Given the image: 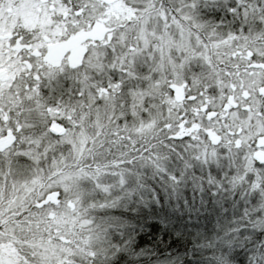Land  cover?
I'll use <instances>...</instances> for the list:
<instances>
[{"label": "snow or ice", "instance_id": "obj_1", "mask_svg": "<svg viewBox=\"0 0 264 264\" xmlns=\"http://www.w3.org/2000/svg\"><path fill=\"white\" fill-rule=\"evenodd\" d=\"M215 3L0 0V66L13 73L0 85V183L38 177L44 183L29 206L36 210L54 207L46 199L53 193L57 201L66 195L53 183L58 177L78 180L87 197L110 194L107 177L123 188L139 167L175 185L194 164H215L220 173L208 175L214 192L258 197L259 210L242 213L225 243L243 241L254 216H264V0H233L231 24L201 17ZM97 25L102 35H83ZM78 33L82 50L63 46ZM89 129L80 150L81 130ZM173 156L183 172L168 171ZM98 206L87 200L76 235L53 237L65 250L52 264H97L103 249L89 210ZM28 212L0 202V240L21 230ZM122 259L116 253L109 264Z\"/></svg>", "mask_w": 264, "mask_h": 264}, {"label": "trees", "instance_id": "obj_2", "mask_svg": "<svg viewBox=\"0 0 264 264\" xmlns=\"http://www.w3.org/2000/svg\"><path fill=\"white\" fill-rule=\"evenodd\" d=\"M231 3L233 0H216L213 7L202 8L200 15L205 21L231 24L232 16L226 12ZM0 71L3 85L13 73L6 66H0ZM81 132L84 139L91 135V129ZM165 166L170 172H183L174 156L165 161ZM209 172L217 176L220 169L194 164L178 184L172 185L152 168L143 166L127 175L123 188L112 187L106 196L98 191L89 193L88 201L103 205L89 210L99 226V237H106L97 264H109L116 253L123 256L121 264H248L249 260L255 264L264 256V228L259 226L264 216H254L253 224L246 226L243 241L238 236L231 244L225 240L237 227L242 213L259 210L258 197H241L228 190L214 192L208 184ZM2 195L0 188V202ZM37 195L33 191L24 202L29 209L26 215L31 213L29 206ZM83 202L86 207L87 201ZM84 211L67 216L62 224L75 233L73 226L78 225ZM33 224L30 230L23 228L10 239L0 240L10 247L8 258L13 264L21 259L29 260V264H52V258L59 255L57 250H65L54 236ZM6 256L0 250V258Z\"/></svg>", "mask_w": 264, "mask_h": 264}, {"label": "rangeland", "instance_id": "obj_3", "mask_svg": "<svg viewBox=\"0 0 264 264\" xmlns=\"http://www.w3.org/2000/svg\"><path fill=\"white\" fill-rule=\"evenodd\" d=\"M122 9H120L119 3L117 2L114 5V11L119 12ZM26 21L32 22L35 17L32 13H27L25 16ZM103 25H97L95 30L90 33H84L83 35H95L100 36L103 33ZM82 34H76L73 37L69 38V41L63 42L70 43L72 46H74L80 39L83 38ZM79 43V42H78ZM168 43V42H167ZM186 43V42H185ZM1 72V71H0ZM6 74V73H5ZM56 130H60L61 128L57 125L54 126ZM65 139L71 140V137H66ZM80 150H84L85 142L84 138H80ZM212 167L218 168L215 164H213ZM105 182L112 184V187L118 188V184H114L111 177L105 178ZM44 182L41 181L38 177L32 176L31 178L28 175L19 176V177H13L9 179V182L4 184L0 183L1 192L4 193L2 195V201L4 203V208L7 210V208L12 207L14 211L16 212H22L24 209H26V206L24 205V202L29 198L30 194L34 191V189L38 188L39 185L43 184ZM53 183H60L61 186L64 188L66 195L61 198L60 201H57L56 199L53 201V206H48L46 209H36L32 210L29 215H26L22 217V221L24 222L22 225V229L26 228V230H30L34 227L33 222L38 224L40 228L47 234H50L54 237L59 236L60 240H68L70 237L63 235V232H72L73 235H76L71 229L67 228L66 225L62 224L63 220L67 218V216H73V214L78 215L79 211H84L85 205L83 202L87 201L89 198V194L86 197L84 195V186H82L78 180L76 179H70L68 182H65V177H58L56 181H53ZM7 187H6V186ZM48 185H44L46 188ZM86 187H88L86 185ZM121 187V186H120ZM122 188V187H121ZM39 195V191H37ZM102 196H106L107 193L98 192ZM46 199H50L47 197ZM51 200V199H50ZM83 205V206H81ZM81 213V212H80ZM79 213V214H80ZM82 223V221L78 222ZM77 225V226H78ZM25 230V229H23ZM20 231V230H19ZM17 233L12 234L11 237L15 236ZM106 240V237L101 236L99 237L100 246L104 245V241ZM0 250L1 253L4 255H7L6 257L0 258V264H13L9 258L8 255L10 253V247L8 245H4L0 241Z\"/></svg>", "mask_w": 264, "mask_h": 264}, {"label": "flooded vegetation", "instance_id": "obj_4", "mask_svg": "<svg viewBox=\"0 0 264 264\" xmlns=\"http://www.w3.org/2000/svg\"><path fill=\"white\" fill-rule=\"evenodd\" d=\"M78 42H79V41H78ZM78 42H77L74 46H72L69 42L63 44V46H66V47H72L74 52H75L77 49L82 50V47L80 46V44H79Z\"/></svg>", "mask_w": 264, "mask_h": 264}, {"label": "water", "instance_id": "obj_5", "mask_svg": "<svg viewBox=\"0 0 264 264\" xmlns=\"http://www.w3.org/2000/svg\"><path fill=\"white\" fill-rule=\"evenodd\" d=\"M0 75H1V74H0ZM60 131H62V130H60ZM54 197H55L54 194L50 195V198H51V199L54 198Z\"/></svg>", "mask_w": 264, "mask_h": 264}]
</instances>
